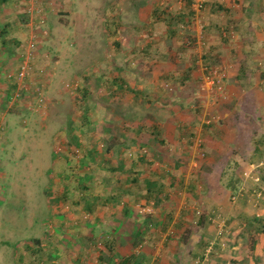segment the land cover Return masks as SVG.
<instances>
[{
    "label": "rangeland",
    "instance_id": "obj_1",
    "mask_svg": "<svg viewBox=\"0 0 264 264\" xmlns=\"http://www.w3.org/2000/svg\"><path fill=\"white\" fill-rule=\"evenodd\" d=\"M16 10L21 28L4 49L0 38V264H116L112 239L116 259L140 253L143 264H197L201 253V264H264V237L240 218L264 220V159L241 174L236 197L232 171L222 177L224 159L251 162L264 135V0H29ZM142 155L146 167L133 168ZM127 176L139 179L129 211L104 206ZM146 180L162 201L147 199ZM205 211L215 212L206 233L196 224Z\"/></svg>",
    "mask_w": 264,
    "mask_h": 264
},
{
    "label": "trees",
    "instance_id": "obj_2",
    "mask_svg": "<svg viewBox=\"0 0 264 264\" xmlns=\"http://www.w3.org/2000/svg\"><path fill=\"white\" fill-rule=\"evenodd\" d=\"M6 1L7 0L0 1V5H3L4 3H6ZM27 1H29V0H27ZM190 2L192 3V0H190ZM167 20L169 21V19H167ZM167 24H168V26L171 27V28H169L171 33L175 32L177 30L176 26L173 25L171 22L170 23L168 22ZM10 27H11V24H6L0 32V38L2 39L1 45H2L3 49L5 48L4 46L7 44V41L5 40V36H6V34L9 33ZM230 34L232 35L233 32H229V35ZM22 61H23V58H22ZM21 64H22V62H21ZM242 73H243V76L247 75L246 70H243ZM262 79L264 80V71L262 73ZM113 81H114L113 84L117 87V88H115V90H119V89L122 90L124 86H125V88L128 86L126 84L125 80L114 79ZM127 91L135 94V91L130 87H127ZM159 131L160 130H156L155 136H156V134L157 135L160 134V133H158ZM256 143L257 144H255L253 146V149H252V155H251L252 161L251 162H248L246 159L241 157V155H239V153H237V152H234L232 155H230V156L226 157V159H224L225 169L223 168L224 170H223L222 177L226 173H230V171H232L231 177H230L229 182L227 184V189L230 190L232 195L235 197L238 195L237 193L239 192L240 186L242 184L241 183V181H242L241 180L242 179L241 174L244 172V170L246 168H248L252 162L253 163L258 162L257 158H260L262 160L264 159V135L261 136L258 140H256ZM109 149L110 148H108L107 150L109 151ZM78 154L79 153L77 150V152H75L74 155L79 157ZM145 157L146 156L142 155L141 157L134 159L132 161V167L133 168H144V167H146L147 162H146ZM95 161H97V160L95 159ZM221 164H223V163H221ZM62 167H65V166H61V168H59L58 166L54 167L55 168L53 170L54 175L56 177H60L59 179H62L61 182L63 181V182H65V184L69 185L70 187L77 188L76 186L69 183V181H70L69 177H70V174H72L71 170L65 169ZM118 168L124 169V164L122 163L120 165V167L116 168L118 170L117 172H120V170ZM116 169L114 171H116ZM130 171H131V168H130ZM256 173L257 174H255L256 175L255 177L259 181V183H257V188H258L257 190L262 193V191L264 190V164H261V166L256 170ZM118 175H121V173H118ZM140 175H141V177L144 176V174H142L141 172H137V176H140ZM207 179H208V177H203L202 183L204 184V183H206V181L208 182ZM138 180L139 179H137L135 177L132 178L131 176H127V179H125L123 181L117 179L118 182L116 184V187L112 188L110 198L100 199L103 202V205L108 206L110 203H114V204L116 203V204L121 205L122 210L125 213H127L129 211V208H130L129 205H130L131 201H134V199L136 198V194H134V191H133L132 187L130 186L131 181H133V182L135 181L136 183H138L139 182ZM145 184H146V193L148 195L147 199H148V197H158L157 201H162V195H163L162 187L160 186L161 187L160 190L157 191L156 190L158 187L157 183H155L153 180H146ZM78 188L81 190L82 189L88 190L86 187L81 188V186H78ZM193 190L195 193H197V187L196 186H194ZM158 192H160V194ZM263 194H264V192H263ZM98 196L99 195H97V197ZM97 197L93 196V198H95V200L97 199ZM88 208L89 209L92 208V205L89 203H88ZM214 216H215V212H212V211L206 212L205 211L199 215V218L196 221V224L198 225V227H200V229H202L206 233L209 225L211 224L212 217H214ZM240 218H242L243 221L248 222L250 225V228L254 229L258 235H261L264 237V220H262L258 216L249 217L246 212H243L240 215ZM222 238H223L222 241H225V237H222ZM211 242L212 241H207V243L204 245L203 251H206L208 249V247L211 245ZM255 243H256V241L253 240L252 245L250 246L251 250H254ZM105 245L107 247L106 249L109 252L111 262L115 261V263L117 262L116 264H143L142 260L145 256H141L140 253L139 254L134 253V254H131L130 256H127L124 258L120 257V258L116 259L117 255L115 254V249H114V246H115V240L114 239L107 241ZM192 255L194 256L195 254L192 253ZM192 255H191V258L193 257ZM196 257H198V258H196ZM195 258L198 261L197 264H201L203 262V260H205L202 253L199 255H196Z\"/></svg>",
    "mask_w": 264,
    "mask_h": 264
},
{
    "label": "built area",
    "instance_id": "obj_3",
    "mask_svg": "<svg viewBox=\"0 0 264 264\" xmlns=\"http://www.w3.org/2000/svg\"><path fill=\"white\" fill-rule=\"evenodd\" d=\"M36 49V43L34 40L29 42L28 44V51L26 52L25 56L23 57L22 64L19 69L18 77L21 79L22 82L27 80L33 71V63L36 60V56H34V51ZM39 91V90H38ZM39 104L40 106L43 105V96L40 92H38Z\"/></svg>",
    "mask_w": 264,
    "mask_h": 264
},
{
    "label": "crops",
    "instance_id": "obj_4",
    "mask_svg": "<svg viewBox=\"0 0 264 264\" xmlns=\"http://www.w3.org/2000/svg\"><path fill=\"white\" fill-rule=\"evenodd\" d=\"M3 1V0H0ZM27 0H7L6 3H4L3 5H0V18L2 21H4V18L8 17V18H13L12 20V27H18L19 29L21 28V20L19 17L15 16V13H17L16 8L18 7L19 4L25 2L26 3ZM14 23V24H13ZM7 24H9L7 22ZM258 257V255L261 254L260 251H258L257 253H255ZM258 261H256L257 263ZM255 263V264H256ZM165 264H171V262H165Z\"/></svg>",
    "mask_w": 264,
    "mask_h": 264
}]
</instances>
